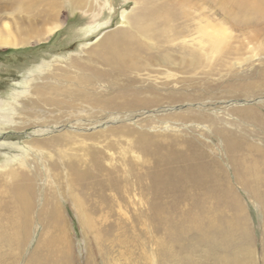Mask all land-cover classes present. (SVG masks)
<instances>
[{
    "label": "bare ground",
    "instance_id": "1",
    "mask_svg": "<svg viewBox=\"0 0 264 264\" xmlns=\"http://www.w3.org/2000/svg\"><path fill=\"white\" fill-rule=\"evenodd\" d=\"M134 1L139 7L125 17L122 27L91 45L85 61L66 67L63 81L59 77L54 84L47 82V88L35 91L36 98L17 109V116L24 119L19 129L34 130V134L25 142L28 154L12 164H0V248L10 249L12 263L17 262L22 250L31 248L29 263L71 264L64 205H70L78 217H87L99 215L103 208L113 212L116 204L135 197L155 204L153 207L191 201L200 210L181 217L180 225L175 217H159L163 211L153 209V232L157 236L164 233L156 241L157 255L161 263L172 264L179 254L175 252L176 242L189 241L197 232L201 241L209 244L211 235L222 231L219 227L211 234L208 202L238 200L233 189L238 186L264 200V192H259L264 188V108L245 111L254 127L243 126L241 132L237 128V133L210 119L214 130L209 142L186 141L182 131V135H175L147 128L153 123L186 124L191 120L173 119L167 114L176 107L192 108L191 103L205 98L213 86L206 62L215 51L206 43H214L216 51L223 49V41L229 40L228 30L221 25L196 24L195 17L186 11L189 0ZM240 2L257 8L264 22V0ZM39 4L46 1L0 0L1 7L21 11ZM201 13L206 17L204 11ZM55 15L46 13L53 21L57 20ZM17 23L9 28V22H4L9 35L5 38L0 33V46H30L29 39L42 34L30 17ZM258 30H243L246 43L225 53L246 52L243 45L264 40V26ZM196 34L201 35L198 44ZM73 67L78 70L71 71ZM253 103H264V98ZM138 122L144 125L136 127ZM7 149L6 144H0V151ZM33 217L46 228L39 241L31 245ZM81 223L89 225L85 219ZM233 223L239 222H227L225 231L233 233ZM50 230L55 232L56 243L54 251L45 256ZM86 249L85 264H110L102 247L98 246L94 259L93 250L89 246ZM177 262L186 264L180 259ZM189 262L193 264V259Z\"/></svg>",
    "mask_w": 264,
    "mask_h": 264
},
{
    "label": "rangeland",
    "instance_id": "2",
    "mask_svg": "<svg viewBox=\"0 0 264 264\" xmlns=\"http://www.w3.org/2000/svg\"><path fill=\"white\" fill-rule=\"evenodd\" d=\"M44 1H46L44 5L39 4L31 10L23 11L16 7L0 6V33L3 37L8 38L9 35L4 29V22H9V28H15L20 18L30 17L31 20H35L39 31L42 32L29 39L30 46H0V144H6V147L11 149L0 151V164L3 165L12 164L28 154L29 147L25 142L31 138L29 135L34 134V130L19 129L24 119L17 116L19 113L17 109H20L28 99L36 98L34 95L38 88H47L50 81L52 84L58 80L63 81L62 73H65L66 67L85 61L89 47L107 33L122 27L125 17L139 7L134 0ZM51 1L53 5H50ZM178 1L180 0L168 2ZM189 2L186 11L195 17L196 24L221 25L228 30L229 40L223 41L221 45L223 49L218 51L214 43H206L208 48L212 47L215 51L209 55L206 62L213 86L210 85L212 88L205 98L201 102L191 103L192 108L176 107L175 111L167 114L173 119L185 117L184 119L191 120L186 124L176 121L168 124L153 123L147 128L151 131L175 135L184 133L186 141L195 142L203 139L209 142L214 130L212 124L208 122L210 119L218 120L220 127L235 132L238 128L241 132L243 126L254 127L253 120L246 118L245 113L264 108V103H253L264 98V57L261 56L264 40L261 38L255 43L243 45L248 49L246 52L241 51L235 55L225 53L230 48H238L241 43H246L243 41L246 38L242 35L243 30L253 28L254 33H259L258 29L263 28L264 22L257 8L252 9L242 5L240 0H189ZM201 11L205 12L206 17ZM47 12H55L57 20L49 19L46 16ZM14 36L17 38L19 34L15 33ZM200 37L199 34L194 37L197 44L200 43ZM75 67L71 71L76 72L75 70L78 69ZM54 73L56 75H53ZM250 92L251 95L247 96ZM262 114L264 116V111ZM152 115L148 118H152ZM155 118L156 116H153V119ZM134 125L141 128L144 123L138 122ZM205 132L206 137L203 136ZM256 142L260 143L259 138ZM233 189L238 200L230 198V200L208 202L209 208L211 205L208 212V215H211L208 216L211 217L209 224L211 234L219 227L222 231L219 234L213 233L211 235L213 240L209 244L203 243L197 232L190 236L189 241L186 239L176 242L175 252L179 254L176 253L175 257L178 260L186 264L190 263V258L193 259V264H264V200L248 195L247 190L241 186ZM259 192H264V188H259ZM172 204V202H164L153 207L155 204L135 197L134 200L116 204L113 212L103 208L99 215L89 214L87 217H78L70 205H64L63 225L66 230L65 236L68 235L66 242L72 248L70 249L71 264H85L83 260L88 246L94 252L93 259L97 256L98 246L102 247L107 253L110 264H169V262L161 263L156 252L157 238H161L164 233L160 232L157 236L153 232L151 226V217H155L153 209L157 213L163 211L162 214L160 213L162 216L159 217H175L179 220V225L182 223L181 217H190L192 213L200 210L199 206L191 201ZM88 207L89 205L86 206ZM84 219L85 222L89 221V225L81 223ZM33 220L31 245L39 241L41 231L46 228L45 223L39 222L38 217H33ZM236 221L239 223H233L236 225L233 233L225 231L227 222ZM146 229L148 233L144 232ZM46 243L49 249H45V256L54 251L52 248L56 243V236L53 230H50ZM8 249L6 246L0 248V258H2L0 264H32L29 263L31 248L22 250L19 253L21 257L18 256L16 263L10 260L12 257L8 256L10 252ZM188 253L191 257H187ZM177 259L172 264H178Z\"/></svg>",
    "mask_w": 264,
    "mask_h": 264
}]
</instances>
